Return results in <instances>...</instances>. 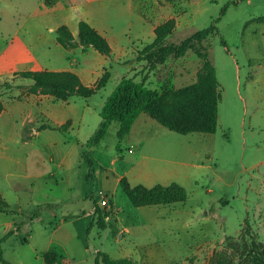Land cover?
<instances>
[{
    "label": "rangeland",
    "instance_id": "rangeland-1",
    "mask_svg": "<svg viewBox=\"0 0 264 264\" xmlns=\"http://www.w3.org/2000/svg\"><path fill=\"white\" fill-rule=\"evenodd\" d=\"M137 2L141 5L140 12L143 15L150 12L148 17L157 23L172 17L176 19L175 29L166 38L165 44H177L211 23L217 27V31L203 42L218 81L216 131L213 134L198 132L179 134L164 128L155 120H150L154 129L144 133L158 136L166 134L172 137L173 141L196 145L198 152L205 153L208 159L205 164L210 165V168L204 178H199L198 187L187 193V199L184 201L191 212L200 210L202 213L203 210H208L212 214L208 225L215 246L213 248L206 246L199 264H207L213 251L224 250L233 260L231 264H244L247 244L238 238L245 221L250 228V234L245 236V240L254 236L264 247V69L258 67L263 53L259 39L249 34L253 24L242 19L248 8L242 5L234 9L229 0H217L216 3L215 0H208L206 5L191 7L193 9L190 8L189 13L184 0H137ZM3 5L13 10L16 2L3 0ZM33 7L34 3L30 0L24 5L23 11L29 12ZM218 17L220 21L214 22ZM136 25L135 23L132 26V38ZM15 28V22L1 21L0 36L15 33ZM9 49L10 46L0 42L1 55L5 51L7 53ZM142 57L141 50H136L130 55L125 62L127 67H130L128 72L132 77L145 78V84L157 91L164 86L183 87L194 82L202 73L201 61L192 50L181 57L171 55L151 68ZM115 67L106 86L88 102L90 107L86 108V118L77 136L78 142L74 143L73 134L60 136L64 143L60 144L59 148L66 154L70 170L65 167L56 168L55 161L49 160L53 152L51 150L40 151L35 147L34 150L28 149V145L20 144L13 135V139L1 141L0 195L10 209L17 213L7 215L0 212V237L7 231L14 230L15 224L21 225L17 232L1 242L2 255L9 264H30L25 262V257L33 250L34 244L26 245L20 242L27 236V232L22 229L24 222L37 218L29 228L35 235L34 239L38 241L40 236L37 231L46 229L50 233L67 214L75 216L89 209L91 202L89 198L83 197L85 193L106 203L105 197L100 198L101 194L104 192L111 196L114 209L122 208L124 212L120 217L127 215L125 205L135 207L122 192L112 169L107 170L105 175L96 167L90 168L82 157V153H88L83 143L90 134L88 133L90 126L96 128L99 119L97 111L92 107L101 106L117 84V74L124 70V65ZM29 84L28 80L18 75L14 76V73L9 75L0 65L1 111L6 107L8 111V108H13V104L20 102ZM72 99L78 110H81L84 100L75 96ZM17 109H20L16 115L22 122V129L25 130L23 134L29 136L31 134L29 131L37 127V120L42 121L43 118L39 116L40 118L32 120L22 117L24 109L21 110V107ZM7 116L8 114L1 118L0 127L6 129L9 125H14L17 130L14 115L12 119ZM68 125L66 123L64 127ZM116 129L117 123L112 122L101 146L94 147L93 150L95 156H104L107 164L111 163L115 154L120 158L119 155L126 152V140L118 141ZM88 171L90 178L85 179ZM69 176H72L71 190L68 189ZM169 206L172 207L170 204ZM8 220L12 224L5 227L4 222ZM88 236L87 242L91 249L109 253L118 247L110 228L109 230L93 228ZM138 236L139 233L135 236L136 240ZM124 240L123 238L121 242L124 243ZM70 259L73 261L71 256ZM88 264H93L92 258Z\"/></svg>",
    "mask_w": 264,
    "mask_h": 264
},
{
    "label": "crops",
    "instance_id": "crops-1",
    "mask_svg": "<svg viewBox=\"0 0 264 264\" xmlns=\"http://www.w3.org/2000/svg\"><path fill=\"white\" fill-rule=\"evenodd\" d=\"M7 1L16 2V7L12 10L5 8L3 0H0V22L16 23L15 33H7L5 37L0 36V42L11 47L7 53L5 51L3 55L0 54L1 68L9 75L18 71H71L79 76L83 84L93 85L105 70L110 72L111 78L115 66L124 65V70L117 74V81L123 76L132 77L128 72L130 67L128 68L125 62L136 50H142L154 40V29L160 24L148 17L149 11L145 15L140 12L141 5L137 0H56L51 6H45L44 0H31L34 7L29 12H24L23 8L30 0ZM184 1L189 13L194 5H206L208 2V0ZM229 3H232L234 9L242 5L248 8L242 19L253 24L249 34L259 39L263 55L258 67L264 69V21L257 20L258 17L264 16V0H229ZM218 18L220 21V17ZM80 20L86 21L108 40L111 46L109 56L102 55L93 48L84 50L81 46L66 49L57 42L55 29L60 25L67 26L73 38L77 39ZM135 23L137 25L132 38L131 31ZM91 98L83 99L82 109L78 110L72 97L60 101L49 95L23 93L21 104L18 102L13 104V108H8V111L6 107L0 112V120L6 114L9 119L14 115L17 128L15 130L14 125H9L3 129L1 126L0 143L3 140L13 139V135L17 142L28 145V149L34 150L35 147L40 151L43 149L53 151L49 160L55 161L57 169L64 167L67 169L66 154L59 148V145L64 143L60 136L73 134L74 143L78 142L77 136L86 118V108L90 107L88 102ZM18 107L24 109L22 117L32 120L40 118L39 116L43 118L42 121L37 120V127L40 124L60 127L67 122L69 125L63 130L44 128L36 132H33L37 128L34 127L33 131H29L31 133L29 138L21 140L23 126L16 115L17 111H20ZM100 107L98 105L92 108L98 113ZM14 112L15 114H12ZM147 116L141 113L134 121L129 133L123 138L126 140V152L119 155L120 158L115 154L110 164L105 162L104 156L94 155V147L85 145L97 128L90 126L88 131L90 134L83 143L88 149L86 155L92 161L91 165L87 162L89 167H96L105 175L107 170H113L112 173L117 181L121 176H125L131 186L152 187L156 184L168 185L175 182L183 186L187 193L193 191L198 187L199 178H204L210 168V165L205 164L208 160L205 153L198 152L196 145L173 141L172 137L166 134L146 135L145 131L154 129L150 121L154 119ZM100 121L99 116L97 126ZM101 142L98 146H101ZM39 159L43 160V158ZM89 172L85 174V179L90 178ZM60 179L63 180V177L60 176ZM68 179L70 181L68 189L71 190L72 176ZM83 197L89 198L91 202L88 210L81 211L75 216L67 214V218H62L50 233L46 229L37 231L40 236L38 241L34 239L35 235L29 228L37 218L23 223L22 229L27 232L25 244H34L33 250L25 257V262L46 264L42 253L53 251L57 256L53 264L89 263L91 257L87 249L88 235L93 228H97L95 225L90 227L93 203L95 201L101 204V199H95L89 193H85ZM103 197L107 200L108 209L114 213L115 227L118 231L112 236L118 247L108 253L111 258H128L132 261L131 264H189L190 262L199 264L206 246L212 248L215 246L208 225L212 214L208 210H203L202 213L200 210L191 212L186 207V202L170 204L172 207L149 205L132 208L125 205L128 210L127 215L120 217V214L124 213L122 208L114 209V203L108 194L103 192L100 198ZM11 224L9 220L4 222L5 227ZM88 228L89 232H87ZM105 229L109 230V228ZM138 233L136 240L135 236ZM141 234L144 236L140 237ZM123 238L124 243L121 242Z\"/></svg>",
    "mask_w": 264,
    "mask_h": 264
},
{
    "label": "trees",
    "instance_id": "trees-1",
    "mask_svg": "<svg viewBox=\"0 0 264 264\" xmlns=\"http://www.w3.org/2000/svg\"><path fill=\"white\" fill-rule=\"evenodd\" d=\"M56 0H44L45 6H51ZM175 1V0H168ZM216 18L214 22H217ZM257 20L264 21L263 17ZM176 26L174 17L158 24L154 29V40L145 45L141 50L142 58L146 60L149 68L162 63L167 57H181L187 51L192 50L201 61L202 73L194 82L183 87L164 86L160 91L152 89L145 84V78L135 80L133 77L123 76L115 85L110 94L104 99L98 114L101 118L97 128L87 139L85 145L95 147L100 144L107 134L112 122L118 124L116 137L118 141L126 136L134 121L141 113L147 114L163 127L179 134L205 133L213 134L217 128L218 120V81L216 71L208 58V52L203 42L217 31L216 25L211 23L208 27L195 31L177 44H165L166 38L171 35ZM57 42L66 49L81 46L84 50L93 48L102 55L109 56L111 46L108 40L90 26L86 21L78 23L77 39H74L65 25L55 29ZM20 76L30 81L25 89V94H43L53 97L55 100L66 101L71 97L88 99L104 88L110 78V72L105 70L101 77L93 85H85L79 76L71 71H18L14 76ZM2 105L0 104V112ZM68 123V122H67ZM44 128L63 130L64 126L52 127L49 124H41L34 132ZM21 140L29 138L23 134ZM82 157L91 165L92 161L86 153ZM119 186L130 203L135 207L149 205H169L184 202L187 199L186 189L178 183L168 185L156 184L152 187L143 185L131 186L125 176L119 178ZM0 212L14 215L17 212L10 209L8 203L0 195ZM35 216V215H34ZM95 225L100 230L110 228L112 236L117 234L114 213L108 209V205L93 203V218L90 227ZM19 223L15 229L7 231L0 237V263L9 264L2 255L1 242L6 240L12 233L19 230ZM89 232V228L88 231ZM250 234L248 222L243 223L240 230L239 240L247 244L244 264H264V247L257 242L254 236L245 240ZM21 244L27 242L22 239ZM88 255L93 264H131L128 258L114 259L108 253L101 250L91 249L88 245ZM56 253L47 251L42 253L46 264L56 261ZM228 252L213 251L207 264H231ZM243 264V263H242Z\"/></svg>",
    "mask_w": 264,
    "mask_h": 264
},
{
    "label": "built area",
    "instance_id": "built-area-1",
    "mask_svg": "<svg viewBox=\"0 0 264 264\" xmlns=\"http://www.w3.org/2000/svg\"><path fill=\"white\" fill-rule=\"evenodd\" d=\"M101 204H105L106 206L108 205V203H106V201H102Z\"/></svg>",
    "mask_w": 264,
    "mask_h": 264
}]
</instances>
